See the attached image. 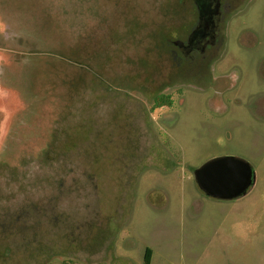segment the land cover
Instances as JSON below:
<instances>
[{"label":"rangeland","instance_id":"1","mask_svg":"<svg viewBox=\"0 0 264 264\" xmlns=\"http://www.w3.org/2000/svg\"><path fill=\"white\" fill-rule=\"evenodd\" d=\"M231 4L196 67L171 45L192 0H0V264H264V0ZM223 155L253 167L246 195L196 185Z\"/></svg>","mask_w":264,"mask_h":264},{"label":"flooded vegetation","instance_id":"2","mask_svg":"<svg viewBox=\"0 0 264 264\" xmlns=\"http://www.w3.org/2000/svg\"><path fill=\"white\" fill-rule=\"evenodd\" d=\"M231 1L192 0L196 12L195 25L185 39H174L171 41V45H173L172 53L178 59L179 64L185 66L195 64V66L197 65L196 67L208 64L213 57V52H216L221 45V24L225 20L227 13L231 11ZM88 146H85V152L89 151ZM94 147V145L91 146V149ZM98 150H103V147ZM69 152L72 154L73 149ZM35 159L40 161L41 157L34 158L28 155L22 157L21 162L31 163Z\"/></svg>","mask_w":264,"mask_h":264},{"label":"water","instance_id":"3","mask_svg":"<svg viewBox=\"0 0 264 264\" xmlns=\"http://www.w3.org/2000/svg\"><path fill=\"white\" fill-rule=\"evenodd\" d=\"M198 188L208 197L232 200L246 195L255 182L251 164L233 155L211 158L193 170Z\"/></svg>","mask_w":264,"mask_h":264},{"label":"trees","instance_id":"4","mask_svg":"<svg viewBox=\"0 0 264 264\" xmlns=\"http://www.w3.org/2000/svg\"><path fill=\"white\" fill-rule=\"evenodd\" d=\"M164 105L173 106L172 95L169 94V93H158V94H156L153 97V104L151 106V109L154 110L155 108H158V107H161V106H164ZM103 135H104V133H103ZM103 135L100 136L99 134L98 135L97 134H94V139H91L90 142L93 141V140H95L96 138H99V137L100 138H103ZM88 141H89V139H86V142L84 144L85 145H88V144H86V143H88ZM84 144H83L82 147H77L75 149V151H73L72 153H80V152H83L86 155V152H85L86 148H85ZM77 151H80V152H77ZM79 155H81V153L74 155V158L75 159L72 160V166H74V168H76V169L77 168H83V170L87 173L88 172V169L86 167H83L84 165L82 164L83 163V159L81 160V158H78L77 157ZM154 164L157 165L156 163H154ZM172 167H174V166H169V168H172ZM86 173L85 174L84 173L81 174L80 177H84L83 175H89V173H87V174ZM46 237L47 236L44 233H42V231L40 230V232L36 233V235H34V237L31 239V241L29 242L30 243L29 245L32 246V248L36 252H39L40 253V256H41L40 259H41V261L46 260V262H48V260L51 259L52 257H54L56 255L62 254V251L59 249L61 247L60 246L61 243L60 244H57V243L55 244L54 241L51 242V240L49 238H46ZM6 249L7 250H10L8 248H6ZM49 249L51 250V252L53 253V255H50V256L47 255V252H48ZM4 253H6V252H4ZM63 253H64V251H63ZM42 263L43 262H40V264H42Z\"/></svg>","mask_w":264,"mask_h":264}]
</instances>
